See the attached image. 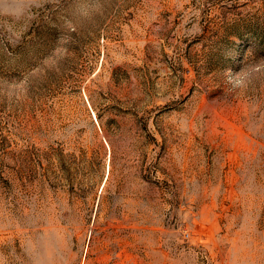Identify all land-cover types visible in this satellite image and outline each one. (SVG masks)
<instances>
[{"label": "rangeland", "instance_id": "374dc122", "mask_svg": "<svg viewBox=\"0 0 264 264\" xmlns=\"http://www.w3.org/2000/svg\"><path fill=\"white\" fill-rule=\"evenodd\" d=\"M0 264H264V0H0Z\"/></svg>", "mask_w": 264, "mask_h": 264}, {"label": "clouds", "instance_id": "9594fccd", "mask_svg": "<svg viewBox=\"0 0 264 264\" xmlns=\"http://www.w3.org/2000/svg\"><path fill=\"white\" fill-rule=\"evenodd\" d=\"M230 71V70H229ZM234 83L236 86H243L244 85V80L240 76L239 73H237L236 78L234 79ZM25 82L20 81L19 83H13L10 85V89L15 92H26V89L24 87Z\"/></svg>", "mask_w": 264, "mask_h": 264}]
</instances>
